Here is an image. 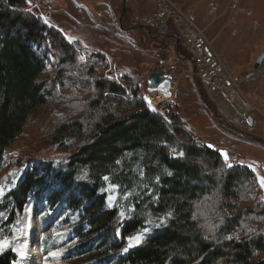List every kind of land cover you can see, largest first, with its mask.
<instances>
[{
    "label": "trees",
    "instance_id": "1",
    "mask_svg": "<svg viewBox=\"0 0 264 264\" xmlns=\"http://www.w3.org/2000/svg\"><path fill=\"white\" fill-rule=\"evenodd\" d=\"M83 50L24 0H0V169L16 155L17 166L29 158L40 171L27 168L6 195L7 222L22 216L29 195L51 179L59 185L46 198L50 208L80 214L79 260L71 264H264V201L254 171L209 150L178 114L152 112L130 77L120 82L104 73L101 53L81 60ZM25 138L61 151L57 162L12 148ZM128 155L159 180L150 213L172 218L125 252L145 221L122 222L108 206L104 177L126 189ZM16 262L13 250L0 255V264Z\"/></svg>",
    "mask_w": 264,
    "mask_h": 264
},
{
    "label": "rangeland",
    "instance_id": "2",
    "mask_svg": "<svg viewBox=\"0 0 264 264\" xmlns=\"http://www.w3.org/2000/svg\"><path fill=\"white\" fill-rule=\"evenodd\" d=\"M74 1L86 7L94 21L88 19L89 16H80L75 11L76 7L73 4L75 2L72 0H31V3L29 0H24V3L28 10L41 18L44 23L47 20L46 24L49 26L72 24L73 34L84 35L88 38L81 41L65 36L72 43L82 44L84 50L79 53L80 59L83 57L85 60L93 53L103 54L107 59L104 73L112 75L120 82L130 77L140 89L139 95L152 112L166 119L169 118L167 112L178 114L186 122L187 129L196 140L213 144L220 149L235 147V160L231 161V164L246 166L252 171L255 168L256 173H259L257 153L248 149L239 140H251L254 137V140H258L259 136L263 135L262 130L264 131V105H260V101H264V63L257 72L253 70L254 63L264 52V0H243L241 2L243 8L251 11L250 16L233 13L227 8V0H212L210 5L216 4L211 12L208 8L210 15L205 14L207 7H204L206 8L205 20H208V23L200 25L212 40L216 52L227 63L226 58L229 64L233 61L231 58L233 53L243 52L241 54L248 64V66L243 64L241 67H229L227 63L233 76L242 82L240 88L245 97L241 96L242 100L237 97L234 102L227 99L226 103L218 100L219 96H226L225 94L212 92L211 96L205 86L195 77L190 54L176 38L177 33L173 31L170 33L174 35L171 40L167 36H159L154 31L146 30L141 26L140 15L144 14L143 12L148 7L137 8L134 12V9L129 8L131 4H126L128 0ZM193 1L184 0L187 5ZM102 3L112 8L110 9L113 15L107 16V20L103 13L99 12L103 14L102 16L98 14L100 9L95 7V5H103ZM135 13L140 17L134 19ZM131 17H133V22H131ZM85 42L90 46H87ZM154 72H158L163 78L169 79L173 85H176L173 102H165L158 106L148 103L151 87L147 79ZM252 73H254L253 76L248 78V75ZM54 75L55 72L50 71L49 77L52 78ZM243 100L247 105L242 102ZM216 101L222 111L235 123H241L240 120L243 119L242 124L236 126L229 120L227 122L220 113ZM47 107L50 114L52 112L59 114L53 106L48 105ZM249 107L258 117L256 127L251 126L245 119L249 114ZM35 129L36 126L33 131H40L41 125ZM12 148H20L23 154L32 152L33 155L30 156H39L44 163L53 165L54 163L51 162H57L61 154V151L54 148L41 149L39 143L33 144L28 138L17 141ZM173 154L175 157L180 156V153L175 150ZM16 157V155L6 156L0 169V188L4 190L3 196H0V242L7 241L8 244L0 255L13 250L17 256L16 264L18 263L20 259L18 250H21L24 244V234L28 225L29 228H33L35 235L32 241V250L36 258L34 264H71L78 261L76 256L78 241L75 237V230L80 214L69 211L65 206L51 209L46 202L49 192L58 187L57 182L46 179L44 189L39 186L29 195L22 216L18 217L13 224L7 222L8 211H2L6 195L17 186L19 177L27 168L35 173L40 172L38 169L34 170L36 169L35 162L29 158L22 161L21 167L17 166ZM127 157L128 169L124 166L129 177L125 182L126 189L112 183L109 178L104 180V191L107 193L108 206L116 207L120 213H124L123 216L120 215L122 222L126 223L137 216L144 219V228L133 236L143 233L145 240L157 228L167 225L172 215L169 213L152 215L150 213V205L158 199L156 186L159 180L148 178L140 164L133 162L129 155ZM259 190L258 195L261 193L260 196L264 200V190L261 188ZM138 205L142 207L140 212L137 210ZM25 215H27V225ZM161 220L166 223L161 224Z\"/></svg>",
    "mask_w": 264,
    "mask_h": 264
},
{
    "label": "built area",
    "instance_id": "3",
    "mask_svg": "<svg viewBox=\"0 0 264 264\" xmlns=\"http://www.w3.org/2000/svg\"><path fill=\"white\" fill-rule=\"evenodd\" d=\"M155 6L154 11L141 19L140 24L147 30L160 36H166L171 28L176 31L182 45L190 54L193 63V74L203 83L208 93L225 94L226 99L243 96L241 81L231 73L227 63L216 52L212 40L209 39L203 27L193 18L190 11L183 8L175 0H134ZM227 8L233 13L251 15L249 9L241 6L242 0H227ZM264 63V62H263ZM235 147L229 148V154L234 159Z\"/></svg>",
    "mask_w": 264,
    "mask_h": 264
},
{
    "label": "crops",
    "instance_id": "4",
    "mask_svg": "<svg viewBox=\"0 0 264 264\" xmlns=\"http://www.w3.org/2000/svg\"><path fill=\"white\" fill-rule=\"evenodd\" d=\"M72 1L75 2V3H73L74 4V7H76V10L75 11L77 13H79L80 16H89L87 18L90 19L91 21H94V19L91 17L90 12L88 11V9L86 7H84L82 5H78L76 3V1H74V0H72ZM175 1L179 5H181L183 8L187 9L188 11H190L191 14H192V16H193V18L195 19V21L199 25L201 23L204 24V25H205V23H208V20L207 21L205 20L206 18L204 16V11H205L206 8L204 9V7H207L205 14L210 15L209 13L211 12V10H213L215 8L214 6L216 4V3H214V4L210 5V3H211L212 0H194L189 5H187L184 2V0L183 1H181V0H175ZM127 3H130L131 4V5H129V8L134 9V12H136V9L137 8L143 9L142 7H148L147 9H145L146 11L143 12L144 14L140 15L141 17L138 16L136 13L134 14L135 15V16H133L134 19H136L137 17H140L139 22L141 21L142 18H144V17L148 16L149 14H151L154 11V9H155V6L154 5L149 4V3H146V2L137 4V3H135L134 0H128L126 2V4ZM95 7L98 8V9H100L98 11V14H100L99 12L103 13L105 15V17H106V20H107V16L111 17L113 15V12L111 10L112 8H111V6L109 7V5H107V7H106L104 4L103 5L100 4V5H95ZM208 8H210V12H208ZM103 14H100V16H102ZM133 17H131V22H133ZM201 18H203L205 21H203ZM102 20H105V19H102ZM74 21H76V20H74ZM211 25H212V23H211ZM54 27H56L58 30H60L67 38H72V39L81 40V41H85V39H88L84 35L77 36V35H75V33L73 34L72 33V29H73V25L72 24H69V25H64V24L59 25L58 24V26L56 25ZM172 31L176 33V31L174 30V28L173 29L171 28V32ZM170 33L168 35H170ZM172 37L174 38V35L167 36V38L168 39L170 38L171 40L173 39ZM87 46H90V45L87 44ZM241 53L243 54V52H241ZM241 53H239V52L238 53H233V55L231 57L233 59V61L230 64L228 63V60L225 58V60L227 61L229 67L230 66H233V67H241L243 64H245L246 66H248V64L246 63L245 57ZM239 54H240V56H239ZM245 93H248V92H245ZM243 97H245L244 94H243ZM240 99L242 100V97H240ZM242 102L245 105H247V103H245L244 100ZM260 105H264V101H260ZM217 106H218L219 111L222 114V116H224V118H226L227 122L229 120V121L233 122V124L236 125V126H240L242 124L243 119L240 120L241 123H238L237 124L233 120H231L230 117L226 113H224V111H222L219 103H218ZM229 109H230V107H229ZM249 109H250L249 112H248L249 114H248L247 117H245V119H246V121H248V123L251 126H255L256 127L257 126V121H258L257 118L258 117L256 115H254V111L251 110L250 107H249ZM245 114H247V113H245ZM262 132H263V135H264V131L263 130H262ZM263 135H260V136L259 135H256V136H259L260 137V138L258 137L259 138L258 140L257 139L254 140L255 137L253 139H251V140H239V142H241L242 144H245V146L248 149H250L252 151H255L257 153V169H258L259 174L262 175V176H264V137H262ZM255 174H256V171H255ZM259 188H260V186H259ZM259 192H260V190H259ZM260 194H259V197L262 199V196H260Z\"/></svg>",
    "mask_w": 264,
    "mask_h": 264
},
{
    "label": "bare ground",
    "instance_id": "5",
    "mask_svg": "<svg viewBox=\"0 0 264 264\" xmlns=\"http://www.w3.org/2000/svg\"><path fill=\"white\" fill-rule=\"evenodd\" d=\"M175 90H176V85H173L172 89L168 92H161L158 89H149V96H148V103L151 105L158 106L162 103L165 102H173L175 99ZM219 94V93H216ZM233 99L231 100L232 102L237 99V96L233 95ZM218 100L226 103L228 100L225 98V96H219ZM230 100V99H229ZM233 116V115H232ZM25 224L27 225V215H25ZM26 232L24 234L25 239H24V244L22 245L21 250L23 251L24 255L21 256L20 254V259L17 264H34L36 258L35 254L33 253L32 250V241L34 240V231L33 228H29L27 225ZM22 239V241H23ZM21 241V240H20Z\"/></svg>",
    "mask_w": 264,
    "mask_h": 264
},
{
    "label": "water",
    "instance_id": "6",
    "mask_svg": "<svg viewBox=\"0 0 264 264\" xmlns=\"http://www.w3.org/2000/svg\"><path fill=\"white\" fill-rule=\"evenodd\" d=\"M263 61H264V52L260 54V56L258 57V59L256 60V62L254 63V65H253L254 72H257L260 69V67L262 66ZM253 74L254 73L248 75V78H251L253 76ZM147 83H148V85L151 88L158 89L161 92H168L173 87L172 82L169 79H167V78H163L158 72L152 73L148 77ZM205 146L209 150H211L213 152H217L224 160H225V158H224L223 153H227V155L229 157V159L227 160V162L230 161V156H229V152H228L227 149H219L217 146H215L213 144H210V143H206Z\"/></svg>",
    "mask_w": 264,
    "mask_h": 264
},
{
    "label": "snow or ice",
    "instance_id": "7",
    "mask_svg": "<svg viewBox=\"0 0 264 264\" xmlns=\"http://www.w3.org/2000/svg\"><path fill=\"white\" fill-rule=\"evenodd\" d=\"M29 3H31V0H29ZM45 23H47V20L45 21ZM81 59L83 60V57H81ZM153 111H155V109H153ZM211 147V146H210ZM225 160L227 161L229 159L227 153H223ZM180 156H183V153H180ZM232 165L229 164V167H231ZM253 171L255 172V168H253ZM169 175H171V173H168ZM256 178L258 180L259 186L262 190H264V176H260L259 173H256ZM105 180H108V177H104ZM4 194V190L2 188H0V196H3ZM121 216L124 215L123 212L120 213ZM166 223L164 220H161V224ZM157 227H159L160 225H156ZM214 238V237H213ZM238 238V237H237ZM227 239H232V237H227ZM144 241V235L143 233L138 234L136 236L130 237L129 238V243H128V247L124 249L125 252L128 251L129 248L135 247V246H139L140 244H142ZM8 246L7 241H3L0 242V252H2L6 247ZM21 254V256L24 255L22 250H18Z\"/></svg>",
    "mask_w": 264,
    "mask_h": 264
}]
</instances>
